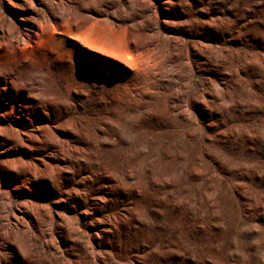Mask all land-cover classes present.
Masks as SVG:
<instances>
[{
	"label": "rangeland",
	"instance_id": "obj_1",
	"mask_svg": "<svg viewBox=\"0 0 264 264\" xmlns=\"http://www.w3.org/2000/svg\"><path fill=\"white\" fill-rule=\"evenodd\" d=\"M0 264H264V0H0Z\"/></svg>",
	"mask_w": 264,
	"mask_h": 264
}]
</instances>
